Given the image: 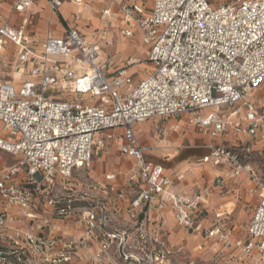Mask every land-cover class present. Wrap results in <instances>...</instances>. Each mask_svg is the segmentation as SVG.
<instances>
[{
	"label": "built area",
	"instance_id": "obj_1",
	"mask_svg": "<svg viewBox=\"0 0 264 264\" xmlns=\"http://www.w3.org/2000/svg\"><path fill=\"white\" fill-rule=\"evenodd\" d=\"M70 1L77 6L84 2ZM31 4L11 0L10 15L23 16L17 28L8 19L0 22V57L13 44L34 64L18 88L0 83V128L8 135L0 138V150L18 158L16 166L0 174V203L7 206L0 209V238L3 228L16 221L11 209L27 226L14 233L9 247L0 248V264H69L87 246L84 239L93 236L101 249L95 258L114 247L117 264H170L159 239L164 222L153 223L150 215L160 210L171 181L160 165L145 161L146 148L134 126L151 118L186 116L209 138L244 135L259 143L264 155V102L251 94L264 82V0H152L148 12L138 3L121 2L119 32L132 38L138 31L151 66L136 83L127 72L132 60L110 79L107 66L97 61L99 47L77 29L30 42L24 26ZM49 4L56 11L59 0ZM103 14L110 17L111 12ZM56 88L64 99L50 95ZM223 108L230 109L226 117ZM114 130L122 132L119 154L137 162L129 181L140 178L144 188L130 202L135 224L109 230L105 198L60 195L53 187L59 183L60 192L71 191L73 170L89 169L92 157L116 139L110 133ZM204 148L208 162L221 166L229 180L244 175L258 197L247 228V238L254 242L232 240L219 214L206 237L224 250H235L238 257H231L232 263L264 264V180L229 149L213 142ZM113 178L108 174L104 179ZM207 196L206 191L192 202L174 196L176 225L192 228ZM69 219L83 231L77 242L63 239L50 222Z\"/></svg>",
	"mask_w": 264,
	"mask_h": 264
},
{
	"label": "crops",
	"instance_id": "obj_2",
	"mask_svg": "<svg viewBox=\"0 0 264 264\" xmlns=\"http://www.w3.org/2000/svg\"><path fill=\"white\" fill-rule=\"evenodd\" d=\"M49 1L32 0L24 26L25 34L30 42H42L47 36L61 37L66 30L77 29L86 41L95 42L99 47L97 61L107 66L106 73L110 79L128 54L136 55L134 53L140 51L137 56L144 55L146 59L147 50L141 43L138 31L135 30L132 38H125L120 34L118 8L121 2L138 3L145 12H148L152 0H84L79 6L70 0H59L56 11H51ZM105 10H110V17L103 14ZM10 11L11 0H0V22L8 19V25L17 28L23 16L16 13L10 15ZM34 46H32L33 49ZM23 54L24 52L16 45L8 44L5 47L0 57V83L18 88L27 78L34 64L30 56L23 58ZM136 59L132 60L127 71L135 83L145 78L151 71L150 64L140 63V60ZM61 75V73L58 74V77ZM251 94L252 97H258L264 102V82L253 89ZM50 95L57 100L64 99L66 96L57 88L52 90ZM229 112L230 109H221L223 117H226ZM134 132L139 144L146 148L145 161L160 165L163 175L168 176L171 181L169 189L161 200L160 210H153L150 215L153 223L160 219L164 222L159 239L164 245L165 258L168 262L170 264H189L190 262L236 264L232 263L230 258L238 257V253L232 248L222 249V246L214 239L206 237V232L212 228L214 216L219 214L220 222L230 230L232 240L237 238L246 240L247 228L258 202L257 193L251 192L252 185L244 175L236 180L227 179L221 166L206 160L208 151L204 146L213 142L229 149L236 153L243 163L251 165L257 177L264 180V155L260 144L247 140L244 135L235 138L228 132L211 139L205 130L190 124L186 116L151 118L136 124ZM110 133H113L116 139L108 142L106 151L92 157L91 167L73 170L69 179L71 191L60 192L59 188L62 187L59 183L53 188H56L60 195L74 194L77 197L91 195L96 199L105 198L110 218L108 229L116 230L135 224L136 220L130 217V202L144 188V184L140 178L136 182L129 181V173L137 162L132 157L119 154L121 130L110 131ZM0 138L8 139L7 133L1 128ZM17 163V157L0 150V174L5 169L16 166ZM108 174L113 175L114 178L106 181L104 178ZM216 178L219 179V183L215 182ZM206 191L208 196L204 200L205 206L199 210V214L193 221V227L186 229L177 226L173 197L180 196L183 200L192 202ZM245 205L252 207L247 221L244 218ZM80 206L86 207L85 204L75 205V207ZM6 207L0 203V209ZM11 211L16 221L3 228V235L0 238L1 249L9 247L10 238L14 233L17 231L22 233L27 227L20 215L14 209ZM135 214L139 215L138 212ZM50 222L55 232L61 234L67 241L77 242L84 236L76 220L69 219L66 222L51 220ZM36 223H40V219ZM84 241L87 246L80 251L77 258L73 257L71 264L118 263L114 247L104 252L100 260H95L96 254L101 251L99 239L93 236Z\"/></svg>",
	"mask_w": 264,
	"mask_h": 264
},
{
	"label": "rangeland",
	"instance_id": "obj_3",
	"mask_svg": "<svg viewBox=\"0 0 264 264\" xmlns=\"http://www.w3.org/2000/svg\"><path fill=\"white\" fill-rule=\"evenodd\" d=\"M136 48H137V47H136ZM138 53H140V51L137 52V53H134V54H136V55H133L132 53L128 54V55L126 56V58L122 61V63H121L120 66L125 65L126 62H128V61H130V60H133V59H135V58H137L136 60H140V63H145L144 55H142V57H138V56H137ZM260 168H261V166H260ZM263 179H264V178H263ZM244 209H245L244 218H245V221H247L248 218H249V216H250V214H251L252 207H247V205H245V208H244ZM247 240H249V241H251V242H254V240L251 239L250 237H248ZM96 259L100 260V258H95V260H96ZM71 262H72V260L69 262V264H71ZM85 264H93V262H92V263L85 262ZM99 264H100V263H99ZM108 264H109V263H108Z\"/></svg>",
	"mask_w": 264,
	"mask_h": 264
},
{
	"label": "bare ground",
	"instance_id": "obj_4",
	"mask_svg": "<svg viewBox=\"0 0 264 264\" xmlns=\"http://www.w3.org/2000/svg\"><path fill=\"white\" fill-rule=\"evenodd\" d=\"M81 8V7H80ZM102 58V57H101Z\"/></svg>",
	"mask_w": 264,
	"mask_h": 264
}]
</instances>
